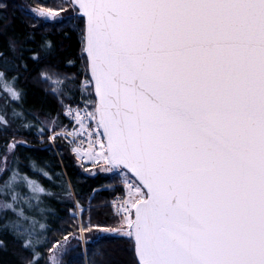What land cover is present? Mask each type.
<instances>
[{
    "label": "snow or ice",
    "instance_id": "6c2138e0",
    "mask_svg": "<svg viewBox=\"0 0 264 264\" xmlns=\"http://www.w3.org/2000/svg\"><path fill=\"white\" fill-rule=\"evenodd\" d=\"M69 7L74 16L57 11L38 18L69 24L86 18L82 51L99 103L84 100L85 108L75 110L78 135L93 127L79 116L84 111L102 132H89L98 150L89 143L75 151L139 184L128 185V199L113 211L123 213L125 227L89 219L78 226L82 241L68 233L57 254L69 238L88 244L96 229L130 240L135 264H264V0H74ZM9 48L16 51L15 40ZM38 78L57 98L75 83L44 69ZM17 80L0 71V91L21 99ZM79 91L91 95V80ZM15 147L10 143L8 151ZM6 160L0 227L29 237L21 246L32 250L28 264H38L27 211L53 193L16 169L3 178ZM75 207L70 213L81 216L79 201Z\"/></svg>",
    "mask_w": 264,
    "mask_h": 264
},
{
    "label": "trees",
    "instance_id": "16d2710c",
    "mask_svg": "<svg viewBox=\"0 0 264 264\" xmlns=\"http://www.w3.org/2000/svg\"><path fill=\"white\" fill-rule=\"evenodd\" d=\"M53 1L31 0L33 4L45 6L51 5ZM0 5H5L0 7V52L3 53L0 57V71L4 72L5 79L9 81L18 75L16 87L23 91L21 99L10 103L22 116L16 131L23 142L16 143L15 150L7 162L8 171L4 173L3 178L6 179L11 170L16 169L22 175L26 174L32 179L39 180L46 190L53 193L50 197L42 196L40 204L43 212L45 209L43 214L35 208L27 211L35 221L34 228L28 226L34 230L33 236L43 233L44 228L40 227L41 224L44 227L50 226L44 242L39 244L33 242L36 251L39 252L38 264H49L50 252L53 253L60 246L57 242L68 233L77 232L79 219L69 214V209H75L76 200L82 206H89L81 215L82 223L90 219L92 224L112 228L125 227L120 225L121 218L113 215L108 204L121 188L114 180L115 176L111 180L109 174L99 172L86 174L77 163L72 144L65 136L60 134L58 138L55 136V147L41 140L49 138V130L42 123L43 118L58 117L61 119L59 122L61 125L67 123L68 119L59 105V99L48 94V87L39 80V73L42 69H52L55 72L73 75L76 82L81 81L84 72L87 71L81 43L83 19L79 17L69 24L35 18L26 12L22 0H0ZM62 8V16L75 15L68 4ZM74 27L76 30H73ZM11 40L16 41L15 52L9 48ZM45 41L51 42V49L44 47ZM33 53L39 56L38 60L31 59ZM24 64L27 65V70L21 67ZM2 87L3 84L0 83V88ZM9 97L4 91H0V110L6 108L4 101ZM14 110L11 109L9 113H14ZM0 118L4 121L6 119L1 114ZM8 127L7 122L0 123V160L7 146L15 143L14 138L9 136L12 130ZM42 128L45 129L43 132L40 131ZM33 163L37 166V171H33ZM40 169L46 171L50 179L41 176ZM104 181L113 183L114 187L97 189ZM94 189L98 191L93 195ZM35 204L33 202V205ZM93 233H97V230L93 229ZM22 239L28 238L24 236L18 239L9 229L0 227V240H3V245L0 246V264H28L32 260V250H26L21 246ZM80 250L82 252L81 247ZM87 253L92 264H135L132 243L124 236L96 234L87 244ZM63 264H85L83 252L80 258L68 257Z\"/></svg>",
    "mask_w": 264,
    "mask_h": 264
},
{
    "label": "rangeland",
    "instance_id": "374dc122",
    "mask_svg": "<svg viewBox=\"0 0 264 264\" xmlns=\"http://www.w3.org/2000/svg\"><path fill=\"white\" fill-rule=\"evenodd\" d=\"M22 2L24 3L23 6H24V9L26 10V12L28 14L32 15L35 18H38L39 17V13L40 12H44L46 14H50L51 12H57V11H59L61 13V15H62V11H63V8L62 7H65L67 4L69 5L70 3H72L71 0H54L51 5L45 6V5H41V4H33V2H31V0H22ZM48 20L49 21H54L51 18L48 19ZM48 20H45V21H48ZM74 22H75V20H74ZM83 53L85 55V52H83ZM47 71L53 72L54 70L48 69ZM58 73L61 76L66 75L68 77H71L72 80L75 82L74 85H71V82H69V84H66L64 91L67 93V95H63L62 94L61 98H58L59 99L58 102H59V105L62 107V111L64 110V112H65L67 110L68 113H69L68 115H66V117H67L68 121L70 122V125H69V122L68 121H67V123H65L63 125L59 124V122L61 121V119L58 118V117L43 118L42 119V123L49 130V135L48 136L49 137L52 136L54 138L51 141L49 140V138H46V137H45V140H43L44 138L41 139V140L42 141H46V143H49L50 145H52V146L55 147V145H56V142L54 140L55 139V136L56 135H59V134L62 135V136H65L66 140L69 143L72 144L73 151H74V153L76 155L77 163L81 165L82 170L84 172H86V174H92V172H96V173L99 172V173H102V174H109L110 177H111V180H113V178L115 176L116 179H114V180H116V183H118V185L120 186L121 191H119L118 194H116L108 202V204L112 208V211H114V208L115 207H118L119 204L123 202V200L128 199V196L126 195L128 193V185L131 183L132 186H133V188H135V186L137 184H139V183L136 180L134 181L133 180L134 178L132 176L131 177L133 179L132 178L124 179L121 176L116 175V174L108 171L107 170V167L108 166L104 165L103 163H95L89 157H87V156H81V155H78L76 153L75 149L76 148H79L78 143L82 139L84 140V143H86V145H82V147H81L82 150H85L86 151L88 149L89 143L94 144V146H95V148L97 150L99 148V146L95 145V142L93 140V137L91 138L90 142H88L87 136H89V135L86 133V131L82 135H78V133L80 132V124H79V122L76 119L77 114L73 111V108H72V106L75 105L78 102L79 98H80V100H83V101L84 100H91V101H95V103H96V100H95V97H94V94H93L92 82H91V88H92L91 95L85 94V95L82 96L81 93H80V91H79V85L83 81L85 83V86L86 87L88 86V81L91 80L90 77H89V74H88V70L86 72H84V75L82 76V79H81L80 82H76V80L74 79L73 75H71V74L61 73V72H58ZM69 85H71V87L74 88V90H70ZM8 99L6 98V100L4 101V105H6L5 106L6 108L0 110L1 111L0 114L3 117H6L5 121L7 122V125L12 130V132H11V134L9 136L12 139L14 138L13 141H15V143H20V142H23V140H22V138L19 137V134L16 131V127L17 126L19 127V123L18 122H19L20 118H22V116H20V113H19L18 109L15 108V106H11L10 105V103H12V104L15 103V101L17 99H15L14 97H9ZM61 99H63V105L60 102ZM88 107L90 108L91 105H89ZM7 109H9V110L7 111ZM11 109H15L16 111L14 110V113H9L11 111ZM81 109H84V107H82ZM2 111H5V112H2ZM81 118L84 120L85 125H87L91 121H94V120H91L90 113L87 112V111H84L83 112V116ZM53 120L55 121V124L54 125L52 124V121ZM39 136H40V134H39ZM77 136H79L78 142H77ZM99 138L96 136V139H99ZM56 148H57V146H56ZM11 154L12 153H10L8 151V146H7L6 151H5V154L3 155L2 159L0 160V167H4L5 166V157L7 158V160H6V164H7L8 159L10 158ZM125 174H126V176H130V174H128L126 170H125ZM109 181H104V183L102 185L98 186L97 189L112 188V187H114L113 186L114 184L111 183V182H109ZM141 188H142V186H141ZM142 190L144 191L143 188H142ZM41 199H42V197H41ZM77 201L78 200H76L75 203ZM40 202L39 203H36L35 202L36 204L33 205L32 208H35V210H40V213L43 214L45 212V209H44V212L41 211V204H40ZM113 202H116V203L114 204ZM82 208L85 211L86 209L89 208V206L88 207L82 206ZM72 212L73 213L74 212H77L76 207H75V209H72ZM69 214L71 216H73L70 213V211H69ZM118 216H119V218H121L120 225H123V213H121ZM133 217H134V215H133ZM75 218L79 219V223L77 225V226H79L82 223L81 216H75ZM28 226H33V228H34L35 225L34 224H30ZM49 228H50V226L49 225H46V227H44L43 233H39V235H34V236L32 235L30 238L32 239V241L35 244H39V243L44 242L46 240V234H47V231L49 230ZM31 231L33 232L34 230H31ZM75 234L77 236H80L81 237V241H82V238L84 236V233L79 232L78 229H77V232ZM94 235H96V233H94L92 235V237ZM92 237H91V239H92ZM27 238H29V237H27ZM69 239H70V243L67 245L66 248L61 249L60 252H59V254H57V249L60 248V246L58 248H56V250L53 251V253L50 252L49 259H48L49 262H50V258H51V264H56L57 260L59 261V264H63L68 257H70V258L79 257L80 258V255L83 252L85 264H92L91 263L92 261H90L89 254L87 253V244L85 245L84 243H82L81 241H78L76 239H71V238H69ZM37 241H38V243H37ZM59 242L61 244L65 243V238H62ZM80 247L82 248V252L80 250Z\"/></svg>",
    "mask_w": 264,
    "mask_h": 264
},
{
    "label": "built area",
    "instance_id": "2783aa9c",
    "mask_svg": "<svg viewBox=\"0 0 264 264\" xmlns=\"http://www.w3.org/2000/svg\"><path fill=\"white\" fill-rule=\"evenodd\" d=\"M80 107H81V108H82V107L85 108V104L83 103V100H80V98H79L78 102H77L75 105H73L72 108H73V111H74L76 114H78L77 111H75V110L79 109ZM81 108H80V109H81ZM79 116L82 117V116H83V112H79ZM68 117H69V116H68ZM91 123L93 124V127H92L91 129H87V130H86V133L89 135V132H91L92 134L95 135L97 132H100V129H97V127L95 126L96 123H97V121H91ZM86 133H85V134H86ZM86 136H87V135H86ZM96 136L99 138L98 135H96ZM92 137H93L92 135L87 136V140H88V142H90V140H91ZM78 139H79V136H77V142H78ZM82 145H86V143H84V140H83V139L80 140L79 143H78V146H79L80 149H81ZM97 146H98V145H97ZM120 198H121V197H120ZM124 198H125V197H124Z\"/></svg>",
    "mask_w": 264,
    "mask_h": 264
},
{
    "label": "water",
    "instance_id": "95a60500",
    "mask_svg": "<svg viewBox=\"0 0 264 264\" xmlns=\"http://www.w3.org/2000/svg\"><path fill=\"white\" fill-rule=\"evenodd\" d=\"M72 1V3H74V0H71ZM81 18L83 19V21H84V25H85V20H86V18H84V17H82L81 16ZM85 57H86V62H87V70H88V74H89V77H90V79H91V82H92V87H93V94H94V97H95V100H96V104H98L99 103V98L95 95V93H94V79L91 77V75H90V72H91V69H90V62H89V59H88V57H87V55H86V53H85ZM101 130V132H102V129H100ZM135 178V177H134ZM138 183H139V181L138 180H136ZM142 186V185H141ZM144 191H146V189H144ZM134 218V217H133Z\"/></svg>",
    "mask_w": 264,
    "mask_h": 264
}]
</instances>
